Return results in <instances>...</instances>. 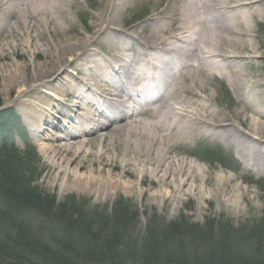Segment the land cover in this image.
Masks as SVG:
<instances>
[{
	"label": "bare ground",
	"instance_id": "6f19581e",
	"mask_svg": "<svg viewBox=\"0 0 264 264\" xmlns=\"http://www.w3.org/2000/svg\"><path fill=\"white\" fill-rule=\"evenodd\" d=\"M80 1L0 0V71L8 92L24 87L16 103L34 141L46 139L39 147L57 159L50 165L53 181L63 174L65 183L98 195L120 187L138 194L143 204L177 207L190 200L191 185L186 190V184L197 183L198 193L205 186L222 189L223 179L211 183L209 176L201 177L195 161L176 158L182 154L180 147L191 149L213 135L234 147L244 167L264 175V141L244 129L237 109L225 119L208 117L205 102L209 105L211 100L177 84L192 68L194 75L208 78L204 60L220 65V54L191 46L194 29L203 35L215 30L218 42L211 45L221 46L230 30L244 27L237 15L233 24L228 23L222 10L260 6L262 1L225 0V5L222 0H179L168 14L165 8L149 17L155 27L143 25L148 32L141 38L106 17L116 20L136 0H99L97 11L89 13L93 25L99 22L94 27L98 39L75 27L70 8L78 9ZM67 33L71 34L64 38ZM38 42L42 51L36 47L32 56L43 62L31 72L36 61L16 62L28 60L29 46ZM254 53L248 48L246 56L231 58L251 62L257 57ZM221 66L227 75L238 73ZM49 75L51 82L42 80ZM229 85L238 96V86ZM181 89L187 100L178 98ZM240 107L250 111L245 103ZM54 108L58 116L52 114ZM46 126L56 134L46 133ZM57 139L63 144L55 143ZM78 167L89 169L81 173ZM203 200L201 196L196 202Z\"/></svg>",
	"mask_w": 264,
	"mask_h": 264
},
{
	"label": "rangeland",
	"instance_id": "374dc122",
	"mask_svg": "<svg viewBox=\"0 0 264 264\" xmlns=\"http://www.w3.org/2000/svg\"><path fill=\"white\" fill-rule=\"evenodd\" d=\"M246 1L248 0H243L242 2ZM260 1H262L260 6H246L241 9L237 8L234 11L222 10V16L228 23L233 24L235 15H237L239 19H244V27L241 30L238 27H234V31L230 30L229 34H226L227 40L223 41L221 46L218 44V47L211 45L218 42L219 34L218 32H213L215 30L205 31L206 33L204 32L203 35L198 32L199 28L194 29L191 34V46L198 47L203 52L212 51V53L220 54L218 62L220 65H212L209 60H204V67L211 74L208 78L204 80L199 74L196 73L194 75L191 73L192 68L189 73L187 70L186 80L180 79L177 84L178 86L186 87L190 91L193 90L202 98L206 97V99L211 100L209 105L205 102L208 107L206 112L208 117L225 119L237 109L239 120L243 122L244 129L264 141V0ZM80 2L78 9L70 8V15L75 27L83 31L86 36H94L95 39H98V34L95 33L94 27L99 22L93 25V19L89 17V13L97 11L99 0H81ZM222 4L227 5L228 2L222 0ZM179 5V0H136L128 5L116 20H113L111 16L106 17L108 18L107 21L113 25L124 30L127 29L144 38L148 29H144L143 25L149 28L155 24V21L147 20L149 17L153 19L158 16L156 15L158 12H162L165 8L168 14L172 6ZM114 11L118 10L115 9ZM179 17L180 20H184L183 15ZM164 28L166 26L162 30H166ZM69 34L67 33L63 37L66 38ZM36 45L31 44L29 46L28 60H17L16 62L17 64H29L31 63L30 61H36V63H33L35 67L29 69L31 72L41 67L40 63L43 62L42 59L32 56L33 50L38 48L42 51V43L38 42ZM90 47L97 52L98 49L95 46L91 45ZM248 48L253 49L255 51L254 54L257 55V57L252 58L251 62L250 59L243 61L232 60V55L246 56ZM79 53H81V49L79 51L76 50L73 57ZM127 55L133 57L131 51L127 52ZM132 57L128 58V61ZM200 57H202L201 54ZM221 65L228 67L227 70L231 68V70H236L238 73L232 71V74L227 75L226 69ZM52 75L45 76L42 80L48 79V82H51L49 79ZM229 84L238 86L236 89L238 96L232 92ZM22 86L8 92L0 71V153L3 146L7 148L9 146L7 143H13L19 152L17 153L19 157L16 158V164L14 163L12 167L16 171L20 169L22 171L20 176H23L39 192L49 196L53 195L58 202L74 197L75 204L85 206L88 210L86 212L92 215L103 214L104 220H109L115 200L122 197L132 209L135 208L139 212L138 220L128 239L129 241L133 239L135 241L134 244L138 247L143 244L144 228L147 226L148 218L151 219L152 217L153 223L156 222L158 225L166 226L167 223L169 224L182 217L181 224L192 228L195 224L200 226L206 224L207 219H214V222L219 221L218 224L227 223L233 229L240 228V236L237 235L232 239L229 236L226 238V242L237 238L232 244H235V253L242 254V257L239 256L242 260H246V256L256 257L255 254L253 255V249H256L258 245L254 243L252 238L249 241L246 240L245 235L249 229H254L255 227L264 228V175H257L253 170L244 167L241 161L235 157L233 146L226 147L225 143L219 140L217 135H213V137L209 136L191 149L186 147L179 148L182 154L179 153L176 158L183 161L187 159L195 161L199 166L198 172L201 177L209 176L212 179L211 183H218L220 179H223L222 182L224 184L221 190L205 186L202 193L196 191L197 183L186 184L184 186L186 190L188 189L187 186L191 185L187 190L190 200L184 203L181 202L177 207H162L160 203L155 205L143 204L138 194L133 196L128 189L120 187L109 195L108 193L98 195L94 190L85 191L80 186H75L70 182L65 183L63 174L59 175L56 181H53L55 172L52 173L50 165L57 159L49 154L47 156V152L39 147L40 143L47 141L46 139L34 141L32 132L20 115V108L16 103L20 95L18 91L24 89ZM181 90L178 98L187 100L186 94L183 89ZM196 100L200 101L199 99ZM243 103L250 107V111H244L240 107ZM54 109L51 111L52 114L58 116L57 109ZM45 130L48 134H56V132H50L53 131L50 126H46ZM55 143L63 144V141L57 139ZM83 148L89 151L87 145L83 146ZM262 149H264V144ZM4 158L10 159V155ZM0 161H3L1 156ZM88 169L89 167H78L76 171L86 173ZM0 179L5 180L3 177H0ZM201 196L204 197V200L198 204L196 200ZM72 200L73 198L68 201L72 202ZM54 224L56 223L52 219L45 217L40 212L10 207V202L0 192V239H3L4 236L6 239H11L14 236L25 235L22 232V230H25L29 231L32 236L43 238L46 241L53 234L58 236L60 233L59 227ZM179 240L182 242V248L180 249L184 253L190 251L192 254V249H196L198 244V242H194L195 239L186 238V235ZM180 241L172 237L167 238L162 246H165L164 248L170 253L164 254L161 258L165 259L170 254L172 257L161 261L154 259L156 260L155 264H203L202 253H207L205 247L197 248V253L200 255L198 263L191 260L183 263L176 262L177 252L173 251L178 247L177 243ZM212 253L215 252L212 251ZM6 262L8 264H16L13 263L12 259H7ZM22 264L42 263L37 262L35 259H30V261H24ZM204 264H210V260L206 258Z\"/></svg>",
	"mask_w": 264,
	"mask_h": 264
},
{
	"label": "trees",
	"instance_id": "16d2710c",
	"mask_svg": "<svg viewBox=\"0 0 264 264\" xmlns=\"http://www.w3.org/2000/svg\"><path fill=\"white\" fill-rule=\"evenodd\" d=\"M7 145V148H1L0 153L3 160L0 161V177L5 179H0L1 194L10 202V207L40 212L52 219L56 223L54 225L59 227L60 233L58 236L53 234L46 241L32 236L25 230H22L25 234L22 236H14L11 239L4 236L0 239V264H8L7 259H12L16 264L30 259L42 264H155L154 259L161 261L172 257L170 254L165 259L161 258L170 253L162 246L167 238L172 237L180 241L185 235L186 238L195 239L194 242L198 244L196 249H192V255L190 251L184 253L180 249L182 242H178V247L173 251L177 252L176 262L191 260L198 263L200 255L197 248L205 247L207 253H202L203 264L206 258L210 260V264H264V228L255 227L248 230L246 240L254 239L259 248L253 249V255L256 257L246 256V260H242L239 257H242V254H236L235 244H232L237 238L226 242L229 236L230 239L240 236V228L233 229L227 223L218 224L219 221L214 222V219H207L206 224H195L192 228L181 224L182 217L167 223L166 226L153 223L152 217L148 218L143 244L138 247L133 239H128L138 220L139 212L135 208L132 209L122 197L115 200L109 220H104L103 214L87 213L85 206L75 204L74 197L58 202L53 195L42 194L20 176L22 171H16L12 167L16 164L19 152L13 143ZM7 155H10V159L4 158ZM72 198V202H69Z\"/></svg>",
	"mask_w": 264,
	"mask_h": 264
}]
</instances>
